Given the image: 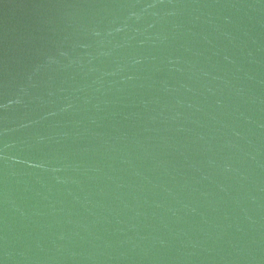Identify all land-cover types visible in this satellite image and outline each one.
<instances>
[{"label": "water", "instance_id": "obj_1", "mask_svg": "<svg viewBox=\"0 0 264 264\" xmlns=\"http://www.w3.org/2000/svg\"><path fill=\"white\" fill-rule=\"evenodd\" d=\"M0 264H264V0H0Z\"/></svg>", "mask_w": 264, "mask_h": 264}]
</instances>
